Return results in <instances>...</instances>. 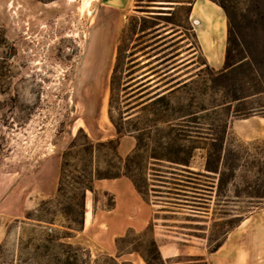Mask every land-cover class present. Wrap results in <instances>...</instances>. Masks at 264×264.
I'll use <instances>...</instances> for the list:
<instances>
[{"label":"rangeland","instance_id":"1","mask_svg":"<svg viewBox=\"0 0 264 264\" xmlns=\"http://www.w3.org/2000/svg\"><path fill=\"white\" fill-rule=\"evenodd\" d=\"M192 1L134 0L123 9L110 0H90L88 5L84 0H0V264H25L34 249H25L21 241L26 244L32 236L51 233L50 227L53 233L64 229L61 215L55 217L54 223L42 222L38 226L27 215H33L43 200L56 195L62 155L81 127L94 141L118 137L110 114L126 135L151 143L149 153L144 152L143 166L149 177L147 202L154 227L150 229L149 223L127 230L122 236L128 233V241L121 247L126 251L139 245L146 248L154 236L159 246L173 247L175 255L168 258V264H215L208 237L222 230L213 225L212 219L218 202L216 187L209 200L210 212L194 213L180 203L186 198L188 203L197 200L196 184L189 182L192 179L185 177L187 173L182 169L190 167L212 177L219 175L224 152L220 131L227 120L229 131L241 141L264 139L257 137L260 130L264 131V117H235V103L201 111L229 100L242 84L250 85L249 60L228 75L203 66L193 82L171 95V108L167 110L162 103L157 106V114L139 111L121 121L139 99H130L134 94H129L139 86L129 88L137 81L128 84L136 77H129L136 71H129L135 46L144 43L136 51L148 47L146 52H150L154 44L155 48L171 40L159 42L166 37L160 34L174 29L186 33L197 47L190 30ZM221 1L228 6L233 20L232 62L251 51L256 63L264 65V55L260 53L264 47V0ZM159 29L164 30L154 32ZM181 46L167 50L156 60L168 55L163 60L167 62L164 67L175 68L179 58L174 51ZM198 61L203 62L201 52ZM192 111L199 112L169 123L158 121ZM233 121L247 131L246 137L231 128ZM136 172L142 174L140 170ZM228 188L232 190L227 194L234 195V187ZM113 197L112 192L103 189L98 188L96 193L88 190L86 202L91 199L93 215L83 231H72V237L64 240L90 248V264L110 255L107 249L113 237L109 233L108 209L114 203ZM230 199H234L230 205L237 207L249 204L245 198ZM256 212L253 219L264 218V207ZM137 214L138 211L133 216ZM250 223L239 233L248 229L253 232L255 223ZM163 250L167 256L168 251ZM117 255L118 251L114 252L113 256ZM220 256L217 264L224 262L223 250ZM118 259L126 264H146L138 252L125 253Z\"/></svg>","mask_w":264,"mask_h":264},{"label":"trees","instance_id":"2","mask_svg":"<svg viewBox=\"0 0 264 264\" xmlns=\"http://www.w3.org/2000/svg\"><path fill=\"white\" fill-rule=\"evenodd\" d=\"M214 1L223 7L228 18L226 63L218 74L228 75L241 67L244 61L249 60L247 64L249 74L247 77L250 79L248 80L250 85L242 84L240 91H233V95L229 100L211 107H203L201 111L215 110L217 107L235 103L232 111V115L235 117L249 118L253 115L264 117V65L256 63L254 54L251 51H246V55L242 59L232 62L233 50L230 44L233 20L226 3L221 0ZM260 53L264 55V47L260 49ZM190 83L175 88L168 94L155 93L144 101L147 103L138 111H149L157 114V106L162 103L166 105L168 110L174 102L171 95ZM177 84H180V82L174 86ZM235 85L234 83L233 88H235ZM133 108L127 111L129 113L126 117L122 116V122L132 118L134 112L131 113V110ZM198 112L192 111L179 117L161 118L158 121L169 123L176 119L196 116ZM110 119L117 128V138L94 141L81 127L64 151L56 195L49 200H43L33 215L31 213L27 215L28 218L37 221L36 226L41 225L42 222L54 223L55 217L61 215L64 219V229L53 233L54 229L50 227L49 231L51 233L45 232L38 237L32 236L26 244L21 241V245L25 249H34L32 257L25 261V264L91 263L92 253L90 248L64 240L72 237V231L84 230L87 212L86 195L88 190L96 193L95 182L97 180L126 176L132 180L142 197L149 202L148 195L151 189L148 174L144 171L143 158L144 152L149 153L151 143L141 141L139 136H135L138 140L135 148L126 156H122L119 153L120 138L126 133L123 131V126L114 120L112 114H110ZM137 130L142 129L137 128ZM132 132L131 130L128 131V133ZM220 132L223 134L220 147L224 152L218 176L212 177L204 171H197L190 167L182 169L187 173L185 177L192 179L189 182L196 184V190L194 191L197 194L195 197L197 200L194 203H188L190 200L186 198L181 199L183 202L180 201V203L189 206L194 213L210 212L209 200L213 198L214 188L216 187L218 202L213 209L212 219L213 225L221 227L222 230L217 234L210 233L208 237L210 252L219 250L231 231L254 212L264 207L261 205L264 203V139L241 141L237 135L229 131L228 120ZM136 170H140V174H142L139 176ZM209 179L213 180L208 181ZM230 185L234 187V195L227 194L229 190H232L228 188ZM230 198H245L249 204L243 207L230 205V200H234ZM113 202L115 203L114 197ZM148 227L151 229L154 224L150 222ZM130 231H133V228H130ZM128 235L127 233L116 239L117 256L103 255L95 259L94 264H126L121 262L118 257L128 252H138L146 264H168V259L163 257L154 236L150 239L146 248L139 245L133 246L132 251H126L121 247V243L128 241Z\"/></svg>","mask_w":264,"mask_h":264},{"label":"crops","instance_id":"3","mask_svg":"<svg viewBox=\"0 0 264 264\" xmlns=\"http://www.w3.org/2000/svg\"><path fill=\"white\" fill-rule=\"evenodd\" d=\"M110 1L118 4L123 9L130 7L134 2V0ZM189 4V20L192 24V29L190 30L194 32L193 37L196 41L197 47L193 46L194 43L186 33H180L181 31L169 29L159 35H166V37L159 42L169 39L171 40L155 48L154 46H156V44H154L152 46V51L146 52L148 47L136 51L144 43L133 48L135 51L132 55L134 59H131L129 63L131 65L129 71H136L131 73L129 77L132 78L135 75L136 77H133L128 84L137 81V83L129 88L137 85L139 86L129 94H134L130 99H139L134 102L138 106L136 105L132 110L140 109L147 103L144 101L155 93L163 92L162 94H168L175 88H179L186 83L192 82L199 75L203 66L215 70H222L225 67L228 41V18L225 10L214 0H193ZM161 30L164 29H159L154 32H159ZM176 41L178 42L175 45L160 51L163 46H167ZM179 45L182 46L174 51L175 53H178L177 58H179L177 61L178 65L175 68L168 70V66L164 67L167 62L163 63V60L168 57V55L156 60V58L161 56L167 50ZM155 52L158 53L148 57L151 53ZM199 52H201L203 56L202 63L198 61ZM178 82H180V84L174 86ZM137 112L139 111L134 112V114ZM253 117L254 116L244 118L243 120H249ZM231 128L240 136H247V131L241 127L239 128L236 121L231 122ZM110 137L112 138L114 135L111 134ZM257 137L264 138V131L260 130ZM98 139L102 140L103 138L99 137ZM120 141L119 153L122 156H126L136 146V137L133 134L121 137ZM98 188L112 192L115 198L114 205L108 209V212L110 213L108 222L109 233L113 239L109 243L107 253L113 255L114 252L118 251L116 245V239L118 237L122 236L130 228H142L151 222V207L138 192L132 180L126 176L114 179H99L95 182V189L97 190ZM136 206L138 209H136ZM136 211H138V214L133 216ZM256 213H253L250 217L246 218L239 226L231 231L225 243L219 250L210 252L215 259V264H217V259L221 257L220 253L222 250L224 258L223 264H264V218L260 221L253 219ZM247 222L255 223L253 232L250 233V230L248 229L246 233H239L240 231L238 230H240ZM162 247L166 248L168 251L167 256L164 255ZM160 250L165 259L171 258L175 255L174 249L171 245L165 244L160 246Z\"/></svg>","mask_w":264,"mask_h":264},{"label":"bare ground","instance_id":"4","mask_svg":"<svg viewBox=\"0 0 264 264\" xmlns=\"http://www.w3.org/2000/svg\"><path fill=\"white\" fill-rule=\"evenodd\" d=\"M84 4L88 5L90 3V0H84ZM93 213H92V201L91 199L87 200V213H86V223L90 221L91 217H92Z\"/></svg>","mask_w":264,"mask_h":264}]
</instances>
